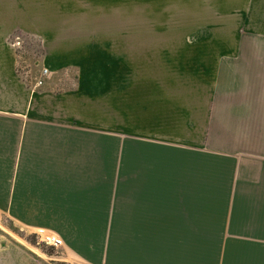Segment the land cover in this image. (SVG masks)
<instances>
[{
    "label": "crops",
    "instance_id": "0c3cea01",
    "mask_svg": "<svg viewBox=\"0 0 264 264\" xmlns=\"http://www.w3.org/2000/svg\"><path fill=\"white\" fill-rule=\"evenodd\" d=\"M133 3L0 0V210L32 228L30 232L43 227L58 234L64 259L70 264L126 261L122 242L103 240L106 234H122V130L110 129L111 85H96L95 74L92 81L89 75L80 74L78 60L67 58H79L82 52L75 48L67 52L63 37H77L79 26L122 24L113 20L121 19L122 10L127 9H264V0ZM17 32L50 43H42L43 52L36 57L42 59L29 69L27 62L34 54L24 47ZM136 86L139 92L134 96L139 98L122 104V122L130 116L135 126L129 129L134 128L136 136L162 139L171 131L175 136L176 127L186 138L199 141L207 137L208 127L214 130L212 136H222L220 123H215L222 120V102H237L244 90L254 96V85H187L190 91H182L181 98L175 96L176 85ZM212 101L215 108L210 117ZM177 107L182 111H176ZM215 152L223 156L183 160L175 178L167 172L164 179L151 178L150 184L145 183L156 191L166 187L163 191L169 193L171 189L181 198L148 200L198 206L206 192L234 193L230 225L226 220L208 232L202 225L205 220L200 219L207 218L206 212L197 216L202 223L196 222L198 233L239 234L224 241L228 247L223 260L205 264H264V162L254 158L238 161L229 152ZM218 161L223 164L221 171H217ZM172 259L178 264H201Z\"/></svg>",
    "mask_w": 264,
    "mask_h": 264
},
{
    "label": "rangeland",
    "instance_id": "374dc122",
    "mask_svg": "<svg viewBox=\"0 0 264 264\" xmlns=\"http://www.w3.org/2000/svg\"><path fill=\"white\" fill-rule=\"evenodd\" d=\"M133 2L122 0V5ZM113 21L122 24L79 26L77 37L64 36L62 42L67 52L72 48L82 52L79 58H67L78 60L80 74L89 75L91 81L95 74L96 85H111L110 129L122 130V234H106L103 240L122 242V259L126 260L122 264H178L172 258L201 264L223 260L228 247L224 241L239 234L197 231L202 220L208 232L226 220V225L231 224L228 216L235 211L234 193L206 192L198 206L150 201L181 197L171 189L164 192L166 187L156 191L145 183L164 179L167 172L175 178L183 160L223 156L214 151L229 152L238 161L264 162V9H127L122 10L121 19ZM17 34L34 54L28 59L29 69L42 59L36 58L43 52L42 43H50ZM136 85H176L177 98L183 96L182 91L189 93L187 85H254V96L244 90L237 102H222V120L215 122L220 123L222 136H212L214 130L208 127L207 137L199 141L186 138L176 127L175 136L171 131L164 139L140 137L134 128L130 130L135 124L129 114L122 122V104L139 98L134 96L139 92ZM214 108L212 101L210 117ZM217 165L221 171L223 164L218 161ZM202 211L207 218L201 217L200 222L197 216L204 215ZM30 229L0 210V264H70L64 259L63 246L38 243Z\"/></svg>",
    "mask_w": 264,
    "mask_h": 264
},
{
    "label": "built area",
    "instance_id": "2783aa9c",
    "mask_svg": "<svg viewBox=\"0 0 264 264\" xmlns=\"http://www.w3.org/2000/svg\"><path fill=\"white\" fill-rule=\"evenodd\" d=\"M17 44H19V41L17 42ZM44 72H46V70H44ZM33 234L35 235L38 243H42L44 245L51 246L54 248H59L63 245L62 238L58 234L46 228L43 227L36 228L33 231Z\"/></svg>",
    "mask_w": 264,
    "mask_h": 264
}]
</instances>
